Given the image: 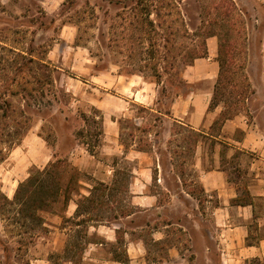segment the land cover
<instances>
[{
  "label": "rangeland",
  "instance_id": "obj_1",
  "mask_svg": "<svg viewBox=\"0 0 264 264\" xmlns=\"http://www.w3.org/2000/svg\"><path fill=\"white\" fill-rule=\"evenodd\" d=\"M38 1L8 0L3 3L0 0V103L7 101L17 110L24 109L31 119L30 125L21 127L12 121L0 133V147L7 157L0 162V264H32L40 255L47 257L51 264H66L69 257L79 255L78 248L82 249L85 242L95 241L87 237L89 226L127 212H138L133 221L135 227L150 225L139 231L148 242L149 264H214L205 250L202 234L205 229L198 227L201 221L194 216L189 200L182 197L183 202L168 204L161 209L166 215H161L155 208L147 213L138 209L130 193L134 168L140 162H154L155 168L159 158L165 166L167 185L172 190L177 184L167 166L170 162L176 164L178 173L186 171L187 180L197 182L198 174L193 167L195 152L188 154L194 147V139L186 130L183 136H173L181 126L173 124L169 117L177 97L207 87L204 82L188 85L185 72L194 63L191 53L202 50V27L213 0H167L172 4L168 7L172 17L157 21L152 15L155 31L142 26L141 22L131 21L126 0H65L52 15H48ZM234 1L243 10L247 22L244 73L250 80L249 68L258 66L256 41L264 35V23L259 31L254 17L264 18V15L258 5L256 12L250 11L252 0ZM64 26L72 28L74 33L70 48L61 39ZM170 33H174L172 53L169 61H162L158 59L157 50L163 49V37ZM61 49L67 52L66 57L60 53ZM19 53L27 60L23 61ZM30 58L35 61L25 63ZM157 72L160 77L155 76ZM95 77L100 78L99 83L93 80ZM140 87L155 97L154 105L134 99L136 94V98L142 100L137 93ZM253 92L255 94L252 87ZM252 93L247 95L248 100L253 99ZM97 99H104L105 108L112 113L114 125L110 126L116 128L115 135H111L113 129L109 132L115 138L109 154L103 148V111L92 105ZM80 130H84L83 136L78 134ZM219 131L220 125L212 129L213 133ZM31 133L46 141L52 150L51 163L62 160L73 169L62 164L48 167L47 173H41L47 166L29 167L22 152L12 155L17 148L15 143L18 147L24 144L22 149L27 150L28 143L23 141ZM185 137L187 140L183 139ZM135 149L147 151L148 157L145 160L137 157L131 152ZM109 169L115 170L106 176L113 182L114 189L104 197V205L95 209V205L83 203L81 196L88 195L95 187L97 171L107 174ZM30 176L44 184L45 196L37 195L34 198L37 202L7 204L6 197L13 200L12 192L16 193L17 184ZM159 182L161 174L154 170L148 189L159 195L160 203H165L167 196ZM25 189L22 188L24 193ZM68 189L74 191L73 200L83 204L80 212L85 219H81L79 228L76 221L65 218ZM42 198L45 201H41ZM164 219H171L178 225L167 230L168 237L163 243L151 242V230ZM205 227L210 226L207 223ZM63 233L67 236H61ZM45 239L50 240V244L45 245ZM59 243L63 244L62 250L54 251ZM67 244L69 250L65 251ZM172 245L178 251L171 252ZM113 249L112 245L105 247L107 253ZM117 250L123 252L125 247L118 246ZM215 261L218 264L216 258Z\"/></svg>",
  "mask_w": 264,
  "mask_h": 264
},
{
  "label": "crops",
  "instance_id": "obj_2",
  "mask_svg": "<svg viewBox=\"0 0 264 264\" xmlns=\"http://www.w3.org/2000/svg\"><path fill=\"white\" fill-rule=\"evenodd\" d=\"M1 1L6 3L8 0ZM64 1L39 0L38 2L48 15H52L59 10ZM252 1L253 5L250 11L256 12L258 5L264 15V0ZM254 21L260 31L264 18L261 15H255ZM61 39L64 41L63 44L70 48L74 42L72 28L64 26ZM256 42L258 43L256 53L258 66L248 70L252 87L255 90L254 97L246 102L245 110L227 119L220 126L218 133H213L212 127L221 117L224 106L221 104L215 109L211 110L210 108L215 80L219 73V64L216 60L218 56L217 37L207 40V57L195 60L185 72L188 85L204 82L207 87L197 88L188 95L177 97L172 104L169 119L173 124L176 123L202 134L199 142L193 147V152H195L193 167L198 174L197 182L187 180L186 171L182 170L181 173H178L176 164L170 162L167 166L177 184L175 190H172L167 185L165 166L159 158V163L155 168L154 162L153 164L140 162L134 168L133 182L130 185L134 205L138 209L144 210L145 213L153 208L161 211L168 204L180 203L184 199L189 200L193 206L194 216L201 221L202 225L200 224L198 227L205 229L202 233L205 239V250L209 252L210 261L214 264L216 263L215 258L218 264H264V35ZM50 52L52 53V51ZM60 53L67 56L64 49H61ZM99 79V77H95L93 80L99 83ZM137 93L142 100H138L137 95L134 94L136 101L145 102L148 106L154 105L155 97L146 92V89L140 87L137 89ZM107 102L109 103V100ZM92 105L98 110L100 109L99 111H103L102 119L105 126L103 148L104 151H107L106 154H109L108 149L112 150L114 147L111 143H115V138L111 135H115L116 128L110 126L114 125L112 113L110 114V110L105 108L104 99L94 100ZM112 129L113 134L111 131L110 135L109 132ZM23 143H28L27 150L22 149L23 144L17 146L12 155H19L22 152L29 167L45 168L49 165L53 156L52 150L41 136H34L31 133ZM131 152L136 153L137 157L142 160L148 157L147 151L144 150L135 149ZM184 165L185 162L181 164L182 169ZM154 170H158L161 174L159 183L167 196L165 203H160L159 195L149 192L148 188L153 181ZM113 171L115 170L109 169L107 174L97 171L95 186L100 183L113 186V182L106 179V176L112 175ZM17 185L20 186V183ZM93 188L91 189L93 190ZM196 188H202L203 191L191 194V190ZM92 190L88 192V195L81 197L90 196ZM14 193L13 191L12 194L15 195ZM79 203L72 198L65 212V218L76 221L75 225L78 228L82 225L81 219H85V215L78 211ZM137 214L138 212H127L112 220L96 221L95 226H89L86 232L87 237L95 238V241L85 242V246L80 249L81 253L76 258L69 257L66 264H149L148 242L140 232L145 228H150V225L135 227L133 221ZM158 214L166 215L162 211ZM158 218L162 217L158 216ZM207 223L209 228L205 227ZM175 225H178L177 222L164 219L159 226L153 227L151 230V242L163 243L168 237L167 230ZM52 228L57 229V227ZM61 236L66 237L67 235L63 233ZM119 236L123 237L121 243L117 240ZM48 244H50V240L45 239V245ZM62 245L59 243V248L55 246L54 251L62 250ZM109 245H112L114 249L107 253L105 247ZM118 246L125 247V250L119 252ZM68 250L69 245L67 244L65 251ZM115 250H117L116 253L127 256L128 262L118 261L115 258ZM169 250L171 252L178 251L177 247L173 245ZM32 264L51 263L47 257L40 255L34 258ZM165 264L169 263L165 262Z\"/></svg>",
  "mask_w": 264,
  "mask_h": 264
},
{
  "label": "trees",
  "instance_id": "obj_3",
  "mask_svg": "<svg viewBox=\"0 0 264 264\" xmlns=\"http://www.w3.org/2000/svg\"><path fill=\"white\" fill-rule=\"evenodd\" d=\"M127 8H129L131 13V21L135 24V22H141L142 26H148L155 31V22L151 19L152 15L156 16L157 21H162L168 17H172V11L168 10V7H171V2L167 0H126ZM206 14V21L204 22L203 29V37L204 41L201 44V52L199 53L197 50L191 53L192 61H195L200 58H206L208 55L207 49V40L212 37H217L218 39V56L217 62L219 64V73L217 77V81L214 88L213 97L211 100L210 108L215 109L219 105L224 106V111L221 117L215 122L212 128L216 125H222L227 119L238 115L246 108V103L248 101L247 95L252 93V85L248 78V76L244 73L246 69V52L247 48L245 46L246 36H247V22L244 18L245 14L242 9L236 4L234 0H213V5L209 8ZM162 27V22H159ZM174 36V33H170V35L164 36V44L162 50H157L158 59H162V61H169L170 54L172 53L171 46L173 45L171 37ZM152 46V44H150ZM23 61L27 60V58L21 53L18 54ZM155 53H153V56ZM35 59L30 58L25 63H33ZM166 63V62H165ZM174 65V61L171 63ZM157 67V66H156ZM155 76L160 77L161 75L158 72ZM254 94V92L252 93ZM26 111L24 109L17 110L12 103L4 101L0 103V133L5 131L11 122L16 123L18 127L23 125H30L31 119L27 117ZM19 114V115H18ZM13 117V119H12ZM30 127V126H29ZM184 130L188 131L189 137L194 139V146L199 142L201 133H198L192 129H188L184 126H181V129L176 130L173 135H183ZM19 132L16 131V134ZM80 136H83L84 130H80L78 132ZM187 137L183 138L184 140ZM22 140V139H21ZM90 148V144H88ZM14 146H18V143H15ZM91 149V148H90ZM194 148H190L188 154L192 152ZM6 153L10 154L9 149H6ZM90 151V150H89ZM93 152L92 149L90 151ZM4 153V148L0 147V154ZM179 152H176L178 154ZM6 154L0 157V162L6 160ZM64 162L62 160H58L54 163H49V165L41 172L47 173L48 167H58L62 166ZM70 169H73L71 164L65 163L63 164ZM64 167V166H63ZM78 173L77 170L74 171ZM38 178L34 176H30L27 181L20 184L17 189L14 199L10 200L6 197L7 204L13 205L16 201H19L27 204L29 201H35L34 198L39 195L40 197L45 196L46 190L43 187L44 184H40L37 181ZM186 185V183H185ZM26 187V191L22 190V188ZM114 188L111 186L104 185L103 183L97 184L90 196L83 197V203L88 202L89 205L96 207H100L104 205V197L111 192ZM197 191H203L202 188H196L191 190V194H196ZM74 191L67 190L65 200L66 202H70L72 199ZM22 194H26L22 195ZM95 195V199H94ZM23 196V198H22ZM45 201L44 198H42ZM34 202V203H35ZM42 203V202H41ZM44 203V202H43ZM83 204L80 202L78 204V211L82 210ZM118 242L121 243L123 241V237H118ZM79 254L81 253L80 248ZM115 250V258L118 261L123 263L128 262V257L124 256L121 253H116Z\"/></svg>",
  "mask_w": 264,
  "mask_h": 264
}]
</instances>
